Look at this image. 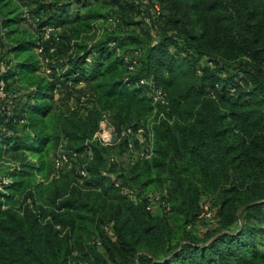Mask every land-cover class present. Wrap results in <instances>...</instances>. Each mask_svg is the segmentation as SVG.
<instances>
[{"label": "trees", "instance_id": "obj_1", "mask_svg": "<svg viewBox=\"0 0 264 264\" xmlns=\"http://www.w3.org/2000/svg\"><path fill=\"white\" fill-rule=\"evenodd\" d=\"M100 1L108 2L99 18L108 38L85 51L72 47L61 54L66 42L59 34L53 73L43 77L52 89L27 86L22 99L9 92L7 75L0 71L7 96L0 100V139L7 135L34 156L27 155L33 172L24 173L25 167L12 161L8 174H2L0 264H264V236L256 240L262 228L247 216L264 207V0ZM155 3L161 8L158 15L152 9ZM68 5L41 1L29 10L41 19L40 25L63 30ZM125 5L127 17H136L141 30L130 29L133 22L121 14ZM23 13L20 21L25 23ZM2 17L0 10L4 28ZM110 17L120 20L117 27L108 26ZM38 36L31 46L32 71L40 74ZM4 52L0 45V63L11 69L17 60L6 61ZM88 83L90 89L82 94L89 96L83 105L86 117H77L78 108L70 106L69 114L59 119L60 128L50 131L44 124L51 113L46 93ZM151 87L167 93L168 109L153 101ZM90 102L95 106L90 108ZM104 112H111L117 130L154 117V155L133 160L130 172L142 185L127 187L139 195L160 193L168 208L151 212L145 203L123 196L111 177L124 187L117 161L105 167L103 161L79 157L91 151L109 159L105 146L90 141ZM34 115L40 117L42 130L30 127ZM23 131L27 138H19ZM62 134L81 143L82 150L69 149L78 157L69 172L51 182L74 169L83 182L71 181L63 192L39 203L36 193L47 181L38 178L32 184L27 177L37 175L41 165L35 154L47 150L52 136ZM123 140L127 148L128 140ZM46 163L50 169L52 160ZM83 167L86 177L80 174ZM15 175L20 178L13 180ZM14 196L20 204L6 206V198ZM204 199L212 204L217 226L198 233L194 227L201 221Z\"/></svg>", "mask_w": 264, "mask_h": 264}, {"label": "rangeland", "instance_id": "obj_2", "mask_svg": "<svg viewBox=\"0 0 264 264\" xmlns=\"http://www.w3.org/2000/svg\"><path fill=\"white\" fill-rule=\"evenodd\" d=\"M41 1H47L50 3L56 2L58 0H0V10H1V16L4 21V28H1L0 25V45L2 48L6 51L4 54H8L6 56V61L9 60L8 58L11 57L13 60H17L16 64L11 68L7 69L6 64L1 61L0 63V71L4 72L7 75L8 85H9V92L11 94H16L18 97H22L24 99V93L27 91V86H39L41 88H44L46 91H49L52 89L50 86V80L44 79L46 75L40 72L35 73L33 70V67L35 65V55L34 50L32 49V42L35 39V35L38 34L36 26L32 22H25L22 23L20 21L21 14L24 11V9H31L36 10ZM60 1V0H59ZM69 2V7L66 11V17L68 20V25L65 27V29H59L57 28V33L61 35L63 33L65 38V45L61 48V54H67L68 52H71V49L78 50H86L88 45L93 44L94 46H98V44L108 38V35L103 34V29H101V26L105 25L100 19L103 16L108 2L106 1H100V0H63ZM77 1V2H76ZM112 1H120L121 0H112ZM25 6V7H24ZM24 7V8H23ZM134 13H137L135 10ZM121 14L126 17V22L130 23V29L133 30V28H139L136 27V24L134 22H137L138 19H131L127 16H129V9L127 5L123 6L121 9ZM85 16H92V20H87ZM136 16V15H133ZM96 17V19H94ZM100 18V19H99ZM99 19V20H97ZM109 26V25H108ZM20 44L18 50H14L15 52H12L11 49L15 44ZM127 45H131L130 42L127 43ZM127 49V47H125ZM73 50V51H74ZM2 66V67H1ZM7 69V70H6ZM48 78V77H47ZM91 85L85 84L83 87H68L61 85L59 89L56 92H49L46 93V102L51 104V113L50 116L44 119V124L49 128V130H54L56 128H60L59 125V119H61L62 115L69 114V107H77L79 110V113L77 114L79 118H85L87 112L85 111L84 106H80V100L83 95V93L87 90H89ZM87 103V102H86ZM8 105H11V103H8ZM90 108L94 107V103L90 102L89 104ZM71 107V108H72ZM38 115H34L33 119H29L30 127L36 126V131L42 130V127L44 125H41L40 123V117H37ZM53 116V117H52ZM104 115L102 114L99 127H101V123L103 121ZM148 121L153 123L154 117L149 116ZM2 122H5L3 120ZM114 129H117L116 126L113 124ZM97 129V130H98ZM23 135L19 136V138H27V131H23ZM22 134V133H21ZM20 133L18 135H21ZM9 135V134H8ZM10 136V135H9ZM64 134H62L58 139H55L54 136H52V141L49 144V147L45 152H43L40 155H36L38 162L41 165L39 166L38 171H36L35 176L27 177L31 181L32 184H34L37 179L45 178L46 185H43L42 190L36 193V198L39 203L41 202H47L46 200H50L51 197H53L57 192L61 193L66 189V185L71 181H78L83 182L81 180L76 170H72V172L64 177H61V179L57 180L56 182H51L55 178L54 176V167L53 164L51 165V168H48V164L46 163V160L48 159L50 162L53 160V156L57 153L58 149L63 148L67 151L69 149L73 148L76 150H82L81 143H71L68 138L63 137ZM7 135H3L2 139H0V176L3 178L2 174H8L7 166L8 162H17L19 166H24L25 169H23L24 173L26 172H33L31 169V164L27 160V155L32 158L34 157L31 152L28 153L22 149H20V146H15V143H11ZM106 147V153H110L109 155H112L114 157V160L117 161V165H115V168H117V172L120 173L122 183L124 187L130 186V185H142V180H135L132 177L131 174V168L133 166V155L127 150L125 142L123 139L116 141L115 144L111 146H105ZM55 149V150H54ZM32 153H37L36 149L31 150ZM39 157H41V160H39ZM79 157L82 159L84 157L85 160L87 158L91 162L96 163H102L105 167H113V165H110L112 161L107 163L108 160H106L105 156L104 159L101 158L100 154H88L87 152H81L79 154ZM47 158V159H46ZM33 162H36V158L34 160H31ZM43 162V163H41ZM110 163V164H109ZM22 164V165H21ZM23 167V168H24ZM72 167V166H71ZM71 167H64L63 172H69ZM63 174V173H61ZM60 174V175H61ZM32 176V175H31ZM118 176V175H117ZM54 177V178H53ZM13 180H17L20 178V176H13ZM51 182V183H50ZM120 193L123 196L127 195L123 192V190L120 189ZM6 206H15L19 205L18 198L15 196L13 198L8 199L6 198ZM249 216L251 219V223L255 224L257 226H260L262 229L263 235L261 236L258 234L256 236V240L259 241L264 236V207L260 209H254L250 211ZM209 226V223L203 222L200 223V225L197 227H194V230L199 233L205 232L206 230L211 229ZM109 235L113 236V231L111 228L108 229ZM175 245V243L173 244ZM82 263V262H81ZM77 264V262L75 263ZM112 264V263H110Z\"/></svg>", "mask_w": 264, "mask_h": 264}, {"label": "built area", "instance_id": "obj_3", "mask_svg": "<svg viewBox=\"0 0 264 264\" xmlns=\"http://www.w3.org/2000/svg\"><path fill=\"white\" fill-rule=\"evenodd\" d=\"M153 12L158 15L160 13V6L158 3L153 4ZM25 22H32L38 31V42L36 46V53L38 55L40 72L44 75L50 77L53 73L52 63L53 57L56 54L57 46L61 41L59 34L57 33V28L51 24L40 25L41 19L35 16L29 9H25L23 13ZM120 20L117 17H110L108 24L111 28L118 26ZM133 69V66L130 67ZM143 84H152L150 80H141ZM6 83L3 78L0 79V100L5 99L6 96ZM150 95L155 103H160L168 109L169 100L167 93L161 88L151 87ZM89 96H83L80 99V106L86 104ZM71 109H75L72 107ZM104 118L101 123V127L94 133L93 138L90 140L98 142L102 146H111L116 143V141L121 139H127V150L133 155L134 160L144 161L151 159L154 155L155 150V138H154V124H150L147 120L146 122H141L137 125H130L121 128V130L114 129L113 127V116L111 112H104ZM164 113H161L163 116ZM88 143V142H87ZM88 154H92L88 151ZM78 157L77 152L67 151L60 147L57 153L53 156V167L54 176L59 177L63 172L64 167H71L72 160ZM110 161H114L112 155L109 156ZM82 177L88 175L86 169L83 167L80 170ZM103 174H108L106 171ZM116 187L122 188L123 192L129 196V198L135 203H145V207L148 211L157 212L162 207L168 206L163 200L160 193L147 192L138 194L137 190L130 187H123L121 181L115 176L111 175ZM1 176H0V188L1 187ZM200 220L198 225L203 222L209 223L207 227L214 228L217 226V221L214 217V211L212 210V204L210 201L204 199L202 202V213L200 214ZM109 229V228H107Z\"/></svg>", "mask_w": 264, "mask_h": 264}]
</instances>
